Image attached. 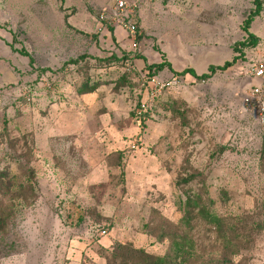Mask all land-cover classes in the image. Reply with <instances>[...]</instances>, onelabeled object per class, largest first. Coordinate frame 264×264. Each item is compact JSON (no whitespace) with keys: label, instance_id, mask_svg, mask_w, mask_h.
Here are the masks:
<instances>
[{"label":"rangeland","instance_id":"374dc122","mask_svg":"<svg viewBox=\"0 0 264 264\" xmlns=\"http://www.w3.org/2000/svg\"><path fill=\"white\" fill-rule=\"evenodd\" d=\"M128 1L0 0V264H264V0Z\"/></svg>","mask_w":264,"mask_h":264},{"label":"built area","instance_id":"2783aa9c","mask_svg":"<svg viewBox=\"0 0 264 264\" xmlns=\"http://www.w3.org/2000/svg\"><path fill=\"white\" fill-rule=\"evenodd\" d=\"M135 12L136 3H131L128 0H116L112 10L100 13V19L107 25L122 26L135 37L139 33ZM247 75L253 77L256 82L245 91L244 102L257 113L259 124L264 131V55L249 66ZM157 85L160 89L165 86L162 82ZM105 232V229L102 230V233Z\"/></svg>","mask_w":264,"mask_h":264},{"label":"trees","instance_id":"16d2710c","mask_svg":"<svg viewBox=\"0 0 264 264\" xmlns=\"http://www.w3.org/2000/svg\"><path fill=\"white\" fill-rule=\"evenodd\" d=\"M255 1V9L248 15V17L246 18V21H245V29L248 31V28H249V25L253 19L254 16L258 15L260 13V10H261V0H254ZM111 28V27H110ZM257 43V38L252 34V33H248V37L246 39V42H241V44L245 45V44H252V45H255ZM19 52L23 55H26V56H29L30 57V62L32 63L33 62V58L30 56V54L25 51L24 49H20ZM236 60V57L233 58L232 61H226L223 65H211L209 67V71L208 72H205V73H202L201 75H198L194 69L192 68H185L183 70L182 73H191L192 75L198 77V78H202V79H205V78H208V77H211L216 70L218 69H226L228 68L229 66H231ZM78 60H70L69 62L70 63H75L77 62ZM149 67V69H152L153 67H155L156 69L158 70H161V69H164L165 67H168L169 69H171L173 72H175V70L172 69V66H171V63L165 61V62H161V63H158V64H151V65H147ZM45 70V69H43ZM49 70V69H48ZM88 87V86H86ZM96 87V83L93 84V86L91 87H88L86 88L85 90H92ZM8 175V174H7ZM6 178L5 176V172L4 173H0V181L4 180ZM207 218L211 221V222H214V223H217V224H221V220L214 216L213 214H208L207 215ZM164 261H163V258L161 257H157V258H154V259H151L149 256H145L144 259L142 260V263H133V264H163Z\"/></svg>","mask_w":264,"mask_h":264}]
</instances>
